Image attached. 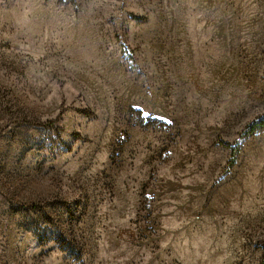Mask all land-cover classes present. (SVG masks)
<instances>
[{"label": "rangeland", "instance_id": "obj_1", "mask_svg": "<svg viewBox=\"0 0 264 264\" xmlns=\"http://www.w3.org/2000/svg\"><path fill=\"white\" fill-rule=\"evenodd\" d=\"M263 116L264 0H0V264H264Z\"/></svg>", "mask_w": 264, "mask_h": 264}, {"label": "trees", "instance_id": "obj_2", "mask_svg": "<svg viewBox=\"0 0 264 264\" xmlns=\"http://www.w3.org/2000/svg\"><path fill=\"white\" fill-rule=\"evenodd\" d=\"M260 130H264V116L260 117L256 120H254L252 123H250L245 132L243 133L244 136H249L252 135ZM232 165L235 164L237 156L239 154V149L236 147H232ZM49 217H46V219H48ZM59 241H61V247H63L65 244L68 243V240L65 238V236L61 235L59 237ZM78 259H80V257H78Z\"/></svg>", "mask_w": 264, "mask_h": 264}]
</instances>
